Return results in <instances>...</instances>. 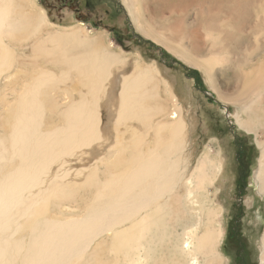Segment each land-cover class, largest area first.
I'll use <instances>...</instances> for the list:
<instances>
[{
    "label": "bare ground",
    "instance_id": "1",
    "mask_svg": "<svg viewBox=\"0 0 264 264\" xmlns=\"http://www.w3.org/2000/svg\"><path fill=\"white\" fill-rule=\"evenodd\" d=\"M121 1L133 16L137 0ZM18 3L0 0V79L12 71L14 62L19 76L25 74L23 62L35 64L36 58L23 60L12 47L30 40L35 57L65 70L56 77L51 70L32 69L19 101L1 113L0 264L224 263L217 252L223 231L212 211H206L207 227L201 235L192 226L178 234L173 224L186 216L187 209L175 195L177 186L189 183V197L207 198L222 162L215 167L205 156L201 165L188 169L194 128L172 91L165 87V93L160 92L152 77L154 69L136 68L122 76L120 91L109 102L115 121L110 142L103 130L101 103L112 67L123 68L125 61L81 28L51 30L39 40L38 34L51 26L45 12L40 10L33 19ZM259 28L263 32L264 24ZM262 38L260 42L264 32ZM197 60L216 93V83L223 84L214 73L220 62L212 57ZM250 63L237 78V99L249 102L247 118L238 111L235 120L247 131L263 133L264 59ZM71 75L78 87L73 92L65 87ZM225 85L220 88L226 92L229 85ZM59 89L69 102L57 101ZM59 104L64 107L61 112ZM45 111L58 113L57 121L48 119ZM255 142L261 158L254 185L262 193L264 141ZM108 144L106 153L103 146ZM75 163L86 166L75 168ZM100 165L115 172L106 173ZM78 189L92 192L83 215L64 219L48 212L51 202L71 201Z\"/></svg>",
    "mask_w": 264,
    "mask_h": 264
},
{
    "label": "rangeland",
    "instance_id": "2",
    "mask_svg": "<svg viewBox=\"0 0 264 264\" xmlns=\"http://www.w3.org/2000/svg\"><path fill=\"white\" fill-rule=\"evenodd\" d=\"M69 1L19 0L17 6L24 5L33 19L40 10L45 12V21L52 27L40 32L39 40L51 30L56 33L81 28L125 61L123 68L112 67L101 103L103 130L108 132L110 142L115 137L112 127L115 121L110 112L114 107L109 102L118 95L122 76L136 68L154 69L152 77L160 92L164 94L165 87L172 91L184 108L185 120L194 128L189 137L188 169L201 165L205 156L215 167L222 162L219 175L208 187L207 198L189 197V183L177 186L175 195L187 205L186 216L173 223L178 226V234L192 226L195 234L201 235L207 227L206 211L210 210L214 214L212 219L220 222L223 231L222 243L217 248L224 259L222 264H264V192H258L254 185V173L261 158L255 140L263 142L264 132L247 131L235 120L238 111L241 117L247 118L245 109L249 107L248 101L237 99L240 92L237 78L241 69L251 66L250 62L264 59V40L260 42L264 31L260 32L259 28L264 24V0H261L262 7L259 0H135L133 16L121 0H72L78 8ZM91 5L93 11H90ZM33 41L27 45L12 44L16 56L23 60L36 58V61L30 65L23 62L25 74L20 76L15 75L19 65L14 62L12 71L0 79V136L3 134L1 113L19 101L32 69L51 70L56 77L65 70L61 66L48 65L44 58L35 57L36 53L29 48ZM200 57H212L220 62L214 73L217 81L223 84L216 83L219 87L216 93L198 65ZM23 63L19 61V64ZM74 79L71 75V80L66 83L68 91L78 90ZM224 84L229 85L226 92L220 88ZM55 93L60 103L69 102L63 90ZM59 105L61 112L64 107ZM45 112L48 119L57 121L55 115L58 113ZM108 148L109 144L103 146L106 153ZM73 166L86 165L75 163ZM99 169L115 172L105 165H100ZM78 190L71 201L51 202L48 212L64 219L83 215L91 202L92 192ZM102 241H107V237L102 236ZM104 259L110 257L106 255Z\"/></svg>",
    "mask_w": 264,
    "mask_h": 264
},
{
    "label": "flooded vegetation",
    "instance_id": "3",
    "mask_svg": "<svg viewBox=\"0 0 264 264\" xmlns=\"http://www.w3.org/2000/svg\"><path fill=\"white\" fill-rule=\"evenodd\" d=\"M69 2H71V5H74V7L78 8V5H77L76 2H72V0H70ZM92 7H93V5H91V7H90V11H93V10H92ZM93 8H94V7H93ZM77 10H79V9H77ZM95 15H96V14H95ZM261 264H263V263H261Z\"/></svg>",
    "mask_w": 264,
    "mask_h": 264
}]
</instances>
